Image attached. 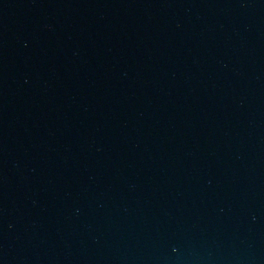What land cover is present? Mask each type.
Segmentation results:
<instances>
[{"label":"water","instance_id":"1","mask_svg":"<svg viewBox=\"0 0 264 264\" xmlns=\"http://www.w3.org/2000/svg\"><path fill=\"white\" fill-rule=\"evenodd\" d=\"M0 264H264V0H0Z\"/></svg>","mask_w":264,"mask_h":264}]
</instances>
